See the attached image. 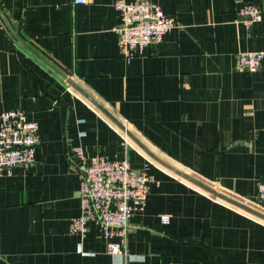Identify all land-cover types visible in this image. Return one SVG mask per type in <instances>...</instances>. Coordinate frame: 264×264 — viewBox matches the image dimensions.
<instances>
[{"label":"crops","instance_id":"1","mask_svg":"<svg viewBox=\"0 0 264 264\" xmlns=\"http://www.w3.org/2000/svg\"><path fill=\"white\" fill-rule=\"evenodd\" d=\"M116 1L0 0V113L40 127L35 162L0 177V264H115L99 224L69 230L82 213L74 147L151 162L127 264H264V69L236 62L263 49L264 19L238 13L252 3L264 17V0H148L177 27L131 63Z\"/></svg>","mask_w":264,"mask_h":264},{"label":"built area","instance_id":"2","mask_svg":"<svg viewBox=\"0 0 264 264\" xmlns=\"http://www.w3.org/2000/svg\"><path fill=\"white\" fill-rule=\"evenodd\" d=\"M87 0H74L84 5ZM115 9L121 22L116 28L122 58L131 63L142 57L151 45H160L166 35L177 27L162 8L148 0L128 2L117 0ZM246 24L263 21V12L255 4L247 3L238 13ZM238 67L243 71L256 72L264 69L263 49L255 52H239ZM39 124L20 110L0 113V177L12 175L17 167L28 169L35 162L40 143ZM72 154L80 162L83 174L80 184L82 213L72 219L69 230L84 235L89 222L100 225L106 240L107 253L115 264H127L128 236L132 230L131 220L144 213L148 206L151 162L135 168L128 160L114 161L102 156L88 158L82 147L72 148ZM258 202L264 201V181L258 185ZM172 264V263H169Z\"/></svg>","mask_w":264,"mask_h":264},{"label":"water","instance_id":"3","mask_svg":"<svg viewBox=\"0 0 264 264\" xmlns=\"http://www.w3.org/2000/svg\"><path fill=\"white\" fill-rule=\"evenodd\" d=\"M69 83H71V85H72L73 87H75V88H76L78 91H80L84 96L88 97L89 100H91L93 103H95L96 105H98V106L100 107V105H99L98 103L94 102V100L91 99V97H89V96L86 94V92H85L83 89H81L76 83H74L72 80H71ZM239 206H240V205H239ZM240 207H242V205H241ZM242 208H243V207H242Z\"/></svg>","mask_w":264,"mask_h":264}]
</instances>
